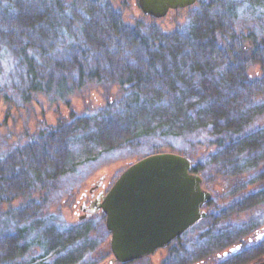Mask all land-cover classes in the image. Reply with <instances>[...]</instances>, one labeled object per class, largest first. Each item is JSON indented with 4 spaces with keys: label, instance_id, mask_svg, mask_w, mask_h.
<instances>
[{
    "label": "trees",
    "instance_id": "trees-1",
    "mask_svg": "<svg viewBox=\"0 0 264 264\" xmlns=\"http://www.w3.org/2000/svg\"><path fill=\"white\" fill-rule=\"evenodd\" d=\"M0 1L22 30L21 42L13 46L24 67L17 89L62 100L74 88L98 83L104 76H111L117 87L105 107L57 121L45 144L18 154L12 170L0 173V208L6 201L3 193L23 189L25 182L37 184L36 200L41 205L27 225L16 228L0 264H22L50 248L55 254L52 262L39 259L37 264L73 262L58 243L60 227L46 216L45 195L46 180L60 167H72L69 156L80 142L84 147L125 148L132 156L157 151L185 154L206 188L227 191L214 190L215 212L226 206L236 213L241 199L253 204L259 194L249 190L243 197L238 180L245 177L250 185L264 179V15L257 13L264 9V0H198L184 9V21L166 33L143 21L126 23L110 0ZM237 3L246 6L247 15L251 13L240 23ZM59 23L67 25L71 39L80 36L85 44H76L72 60L57 66L74 70L72 77L53 78L44 59L47 34ZM150 131L171 132L179 139L145 148L140 140ZM197 144L207 152L193 162ZM35 223L42 228L33 246L29 237ZM204 234L226 237L220 227Z\"/></svg>",
    "mask_w": 264,
    "mask_h": 264
},
{
    "label": "rangeland",
    "instance_id": "rangeland-1",
    "mask_svg": "<svg viewBox=\"0 0 264 264\" xmlns=\"http://www.w3.org/2000/svg\"><path fill=\"white\" fill-rule=\"evenodd\" d=\"M110 1L113 6L117 9L119 8L121 17L126 23L134 24L137 21H143L146 24H153L165 33L173 29L177 24L182 23L186 16L184 9H177L170 11L164 17L153 18L141 12L137 0ZM245 10L246 6L237 3L236 14L238 23H240L239 20L243 21L251 15V13L247 15ZM259 12L264 15V9L258 8L257 13ZM18 25L13 12L8 13L0 1V173H7V171L12 170L14 160L18 157V154H28L27 150L29 147L34 150L45 144L46 140L49 139L47 136L50 131L48 130L54 129L52 126L56 125L57 121L68 118L71 113L76 115L84 112L95 113L100 108L105 107L107 103L113 101L117 91L111 76H104L98 83L94 81L87 82L79 89L76 87L72 94H68L62 100L56 99L54 94L37 95L27 89H17L18 85H21L18 84V81L24 73L22 71L24 67L19 65L13 47L21 42L19 35L22 30ZM67 30L66 24L59 23L56 29H51L52 32L48 33L45 39L47 41H45L44 45L49 50L44 59L46 60V66L49 68L48 72L52 74L53 78L63 75L65 77L75 75L74 70L71 68H67L68 70L57 68L61 63L70 62L72 55L74 53L76 55L77 49L74 48L76 44H82L80 36L78 38L75 36L71 39ZM35 34L37 35L36 31H32L30 35L36 37ZM244 40L247 39L244 38ZM7 44L12 46L10 51L7 49ZM83 45L85 44L81 46ZM89 55L91 57L95 56L92 52ZM104 57L103 55L101 59ZM13 78L14 80H12ZM13 81H15V84L11 83ZM147 133L140 140L144 142L145 148L156 147L159 142H178L177 140L179 139V137L173 138L171 132L161 134L160 131L158 133L157 131H150V133ZM107 145L109 147H106ZM107 145L84 147L80 142L79 146L69 156L70 163H73L72 167H69L68 164L62 168L60 167L57 170V175H54L49 181L46 180V187L47 189L49 188V193L45 195V205L48 212L46 216L52 220L54 226L60 227L56 229L61 231V236H58L57 240L58 243L62 244L61 247H65L70 252L67 257L73 259V262H69V264H92L93 262L95 264H103L109 257V255L101 256L104 252L101 253L100 251V249L103 248L104 250L105 246L110 245V233L105 227V216H98L100 214L95 218L93 216L89 218H85L83 215L78 216L80 211L74 207V204L76 205V202L82 198L83 191L88 194V189H90L92 183L99 178H103L105 182L107 181L111 185L128 165L148 154L156 153L142 152L138 156H132L131 152L127 153L125 151V148L123 150H114L112 145ZM206 152L207 150L203 144H197V150L192 155L193 159H195L193 162L198 161ZM19 176L20 173L17 177L19 178ZM238 182L241 186H245V193L249 192V190H255L257 186L260 188L264 187L263 180L246 185L248 181L244 177L243 180H238ZM202 184L204 186V183ZM21 187L23 189L3 193L6 201L2 202L4 205L0 208V257L8 241L14 237L16 228L27 225L29 218L32 216L33 219L35 216L33 213L35 208L41 206L36 200L38 195L37 193L35 194V190L38 187L36 183L25 182ZM214 190H217V193L220 192V194L227 192L221 191L219 188H214ZM215 195L213 194V196ZM215 197L218 198L217 196ZM245 204H248L247 200H245ZM250 208V211H252L253 208ZM263 213L258 215L255 212H249L245 218L240 214L241 216L234 220V224L240 230L244 229V233H248L244 237L245 240L248 236L253 237L256 230L254 228L250 231L247 225L252 223L256 224V226L261 225L264 222ZM220 215L222 214L220 213ZM61 222H64V225ZM34 225L35 230L31 232V237H29V239L33 237V246H35L36 242L34 238L39 235L42 228L36 226V223ZM246 226L250 232L247 231ZM231 231L233 235L237 233L235 230ZM232 241L233 243L237 242V239H232ZM231 245L233 246L234 244H230V241L225 244L220 242L217 246L210 248L209 245L204 246L198 243L195 247L192 245L185 260L193 259L194 261H191L190 264L195 263L200 258L215 261L216 255L222 253L223 250H228ZM243 255L246 262L255 256L253 252L246 253L245 251ZM54 256L55 254L52 253L50 248L45 255L37 253L22 264H37L40 262L39 259H44V261L48 259L47 261L52 262L51 260H53ZM35 258L38 260L33 261ZM144 261L141 260L137 264H146L151 259H147L143 263Z\"/></svg>",
    "mask_w": 264,
    "mask_h": 264
},
{
    "label": "water",
    "instance_id": "water-1",
    "mask_svg": "<svg viewBox=\"0 0 264 264\" xmlns=\"http://www.w3.org/2000/svg\"><path fill=\"white\" fill-rule=\"evenodd\" d=\"M197 1L137 0V4L144 15L161 18ZM210 197L200 175L192 172L190 158L166 151L128 165L96 208L105 215L115 260L127 263L153 254L192 227L205 216L201 207Z\"/></svg>",
    "mask_w": 264,
    "mask_h": 264
},
{
    "label": "flooded vegetation",
    "instance_id": "flooded-vegetation-1",
    "mask_svg": "<svg viewBox=\"0 0 264 264\" xmlns=\"http://www.w3.org/2000/svg\"><path fill=\"white\" fill-rule=\"evenodd\" d=\"M113 183L114 181L110 185L107 181L105 182L103 178H99L92 183L90 189H88V194L83 191L82 198L76 202V205L74 204L75 209L78 208L77 210L82 213H79L78 216L83 215V217L85 218L93 216L95 218L98 214H100L98 216L104 217V213L100 209H97L96 206L101 202L103 196L106 194ZM202 188L206 191H209L211 197L201 207L202 211L205 212V216L198 222H196L192 227L181 233L176 239L168 243L165 247L157 249L153 254L131 260L127 263H119L118 261H116L110 250V245L105 246L104 250L102 248L100 249V251L101 253H106V255L102 253L101 256L109 255V257H107L106 262H104L103 264H137V262L141 260H145L143 262L145 263L147 259H151V261H148L146 264H190V262L194 260H185V258L191 250L192 245L195 247L199 243V245H209L210 248H213L220 242L221 244H225L228 241H230V244L234 245L228 247V250H223L222 253H218L216 255L215 261L200 258L192 264H264V222L259 226H256V224L253 223L247 225L249 226L248 228L250 231H252V229L254 228H256V230L254 232L255 235L253 237L248 236L246 240L244 239V237L248 233H244V229L240 230L239 227L234 224V220H237L241 215L245 218L249 212H255L258 215L260 213H263L264 187L260 188L257 186L256 189L252 191L255 194H259L257 198L254 197L255 199L253 201V204H244L243 199L238 201L239 203L236 213L234 211L230 212V209L232 208H226V206L215 212V203L213 202V200L215 199L213 196L214 190L206 188L205 186H203V184ZM241 190L243 195L245 187L242 186ZM226 201L228 200L226 199ZM250 207L253 208L252 211H250ZM219 212L223 215V217H225V219L222 217V215H220ZM262 215H264V213ZM212 227H220L223 232H225L226 237L218 239L207 237L204 232H209V228ZM248 228L247 231H249ZM231 230H235L237 231V233L233 235V232ZM232 239H237V242L233 243ZM231 249H235L234 252H232ZM244 251L246 253L253 252L255 256L249 259L248 262H246L243 255ZM224 253L227 254L224 255ZM92 264H95V262H93Z\"/></svg>",
    "mask_w": 264,
    "mask_h": 264
}]
</instances>
